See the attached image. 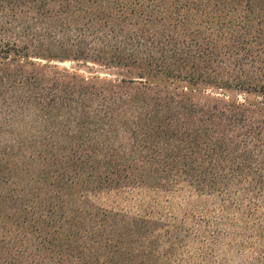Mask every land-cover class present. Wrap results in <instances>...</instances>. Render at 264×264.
<instances>
[{"label":"trees","instance_id":"trees-1","mask_svg":"<svg viewBox=\"0 0 264 264\" xmlns=\"http://www.w3.org/2000/svg\"><path fill=\"white\" fill-rule=\"evenodd\" d=\"M0 264H264V0H0Z\"/></svg>","mask_w":264,"mask_h":264},{"label":"rangeland","instance_id":"rangeland-1","mask_svg":"<svg viewBox=\"0 0 264 264\" xmlns=\"http://www.w3.org/2000/svg\"><path fill=\"white\" fill-rule=\"evenodd\" d=\"M55 63H58L59 65H62V66H67V67H70L71 65L75 64V62L73 61H65V62L56 61ZM98 74H100L101 76L109 75L108 73H105V72H101ZM149 193L150 192L144 189L131 190L127 192L126 194L127 198L123 199L121 206H123L124 208H134V209L140 208L141 205L143 206V204H145L144 202H146L150 198L156 197L153 194L150 195ZM103 196H104L103 200L108 198V194H104ZM157 198L160 204L164 208H170L179 214H183L184 212L193 211V213L196 214L198 218L202 217L204 219V216H205L206 219L208 220V217L210 216V214L207 215V212H209L207 210L214 212L213 204L211 201L209 202L204 201V197H199L195 195V193H193L190 189H186V188L176 193H172L168 197L161 196L160 198L159 197ZM214 213H212V215H214ZM206 233H207V226H204V224H202L201 235L204 236ZM204 240L207 241L211 239L207 238V240L206 239ZM196 246H198L197 242L193 244V247H196ZM227 250H228L227 244L223 243V245L219 247L220 255L223 254V252Z\"/></svg>","mask_w":264,"mask_h":264}]
</instances>
